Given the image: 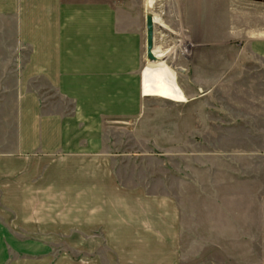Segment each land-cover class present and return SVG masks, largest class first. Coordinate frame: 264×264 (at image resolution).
Instances as JSON below:
<instances>
[{
    "label": "crops",
    "instance_id": "1",
    "mask_svg": "<svg viewBox=\"0 0 264 264\" xmlns=\"http://www.w3.org/2000/svg\"><path fill=\"white\" fill-rule=\"evenodd\" d=\"M131 13L104 0H0V89L12 94L0 97V264H264V149L247 140L264 143V127L253 116L239 192L214 179L186 212L172 184L155 187L114 147L106 123L141 119L154 97L144 21ZM247 56L264 67V31Z\"/></svg>",
    "mask_w": 264,
    "mask_h": 264
},
{
    "label": "rangeland",
    "instance_id": "2",
    "mask_svg": "<svg viewBox=\"0 0 264 264\" xmlns=\"http://www.w3.org/2000/svg\"><path fill=\"white\" fill-rule=\"evenodd\" d=\"M104 1L121 14L139 13L146 32L147 14L153 15L159 63L148 60L146 47L144 80L151 75L167 94L178 91L183 97L150 95L141 119L107 122L116 150L140 176L150 170L155 187L160 176L172 184L185 212L193 208V193L205 196L214 179L230 178L224 188L238 193L241 130L249 115L253 127H264V67L247 56L251 38L264 31V0H153L151 8L148 0ZM47 91L55 100L56 93ZM0 97L8 104L12 94L0 89ZM251 139L264 149L262 138ZM208 203L207 198L196 202ZM216 255L212 251V258Z\"/></svg>",
    "mask_w": 264,
    "mask_h": 264
},
{
    "label": "bare ground",
    "instance_id": "3",
    "mask_svg": "<svg viewBox=\"0 0 264 264\" xmlns=\"http://www.w3.org/2000/svg\"><path fill=\"white\" fill-rule=\"evenodd\" d=\"M152 4H153V0H148L147 1L148 8H151ZM153 20H154V17H153ZM148 60L149 61H153L155 63H159V59L155 55L154 49L152 50V57L151 58L148 57ZM151 72H154V70L151 71ZM147 73H149V72H147ZM150 77H151V75L146 76L147 79H146V84H145L146 85L145 94L156 95V96H160V97L168 98V99L170 98L172 100H177V99L180 100V98H182V95H180L178 93V91L173 93V94H171V95L167 94L166 91L164 90L163 82L162 81L155 82L153 80L151 81Z\"/></svg>",
    "mask_w": 264,
    "mask_h": 264
},
{
    "label": "water",
    "instance_id": "4",
    "mask_svg": "<svg viewBox=\"0 0 264 264\" xmlns=\"http://www.w3.org/2000/svg\"><path fill=\"white\" fill-rule=\"evenodd\" d=\"M247 1H261V0H247ZM153 15L147 14V49L148 57H152V50L154 49V25Z\"/></svg>",
    "mask_w": 264,
    "mask_h": 264
}]
</instances>
